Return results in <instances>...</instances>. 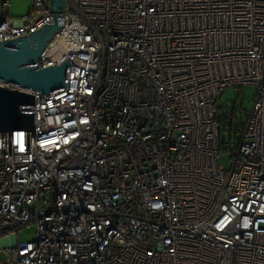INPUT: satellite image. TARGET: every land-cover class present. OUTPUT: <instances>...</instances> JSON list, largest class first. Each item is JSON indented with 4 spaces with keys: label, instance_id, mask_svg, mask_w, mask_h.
<instances>
[{
    "label": "built area",
    "instance_id": "1",
    "mask_svg": "<svg viewBox=\"0 0 264 264\" xmlns=\"http://www.w3.org/2000/svg\"><path fill=\"white\" fill-rule=\"evenodd\" d=\"M9 3L0 42L54 22ZM66 3L39 63L68 59L65 89H24L33 132H0V264H264V0ZM244 85L222 142L217 99Z\"/></svg>",
    "mask_w": 264,
    "mask_h": 264
},
{
    "label": "water",
    "instance_id": "2",
    "mask_svg": "<svg viewBox=\"0 0 264 264\" xmlns=\"http://www.w3.org/2000/svg\"><path fill=\"white\" fill-rule=\"evenodd\" d=\"M66 0H50V11L54 22L45 23L37 30L2 39L0 42V82L11 84L15 88L0 86V132H11L24 128L34 130V116L24 113L20 106L32 104L34 98L24 93V89H32L45 95L61 92L67 84L70 62L68 59L60 63L39 64L48 45L60 32L64 19L60 16L65 10ZM2 16V0H0V21Z\"/></svg>",
    "mask_w": 264,
    "mask_h": 264
},
{
    "label": "rangeland",
    "instance_id": "3",
    "mask_svg": "<svg viewBox=\"0 0 264 264\" xmlns=\"http://www.w3.org/2000/svg\"><path fill=\"white\" fill-rule=\"evenodd\" d=\"M33 5V0H10L9 3V13L14 17H19L25 14ZM256 96V88L253 85H244L243 87H229L220 95L217 99V105L220 108L219 114L221 116H226L227 123L233 122L234 125L239 124V121L244 119L247 120L248 114L252 110L253 102ZM230 114H234L230 118ZM224 130L221 131V140L227 141L229 136L234 139L238 134L235 133V127H233V132L230 133V126H223ZM229 156L225 152L220 153L218 162L222 165L227 166L229 163ZM36 233V226L30 225L23 228L19 233V239L22 242L34 240ZM0 258L5 259L6 254L0 251Z\"/></svg>",
    "mask_w": 264,
    "mask_h": 264
},
{
    "label": "trees",
    "instance_id": "4",
    "mask_svg": "<svg viewBox=\"0 0 264 264\" xmlns=\"http://www.w3.org/2000/svg\"><path fill=\"white\" fill-rule=\"evenodd\" d=\"M231 117H233V119H234V114L233 115L230 114V118ZM226 118H227L226 116H221L220 114L218 115L217 121H218L220 127H222V130H224L223 126L227 127V125H228V126H230V130H229L230 133L233 132V127H235L236 128L235 129V133H238V134L240 133L241 134L243 129H244L246 121H244V119H242V120L239 121V124L234 125L232 121H231V123L228 124L227 121H226Z\"/></svg>",
    "mask_w": 264,
    "mask_h": 264
},
{
    "label": "bare ground",
    "instance_id": "5",
    "mask_svg": "<svg viewBox=\"0 0 264 264\" xmlns=\"http://www.w3.org/2000/svg\"><path fill=\"white\" fill-rule=\"evenodd\" d=\"M54 41H57V40H54ZM60 54V51L57 53V55H59Z\"/></svg>",
    "mask_w": 264,
    "mask_h": 264
}]
</instances>
